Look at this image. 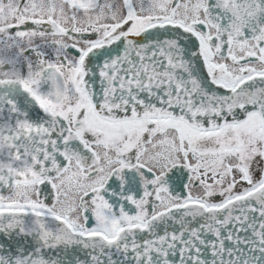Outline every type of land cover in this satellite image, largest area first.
I'll use <instances>...</instances> for the list:
<instances>
[{"label": "snow or ice", "instance_id": "1", "mask_svg": "<svg viewBox=\"0 0 264 264\" xmlns=\"http://www.w3.org/2000/svg\"><path fill=\"white\" fill-rule=\"evenodd\" d=\"M0 264H264V0H0Z\"/></svg>", "mask_w": 264, "mask_h": 264}]
</instances>
